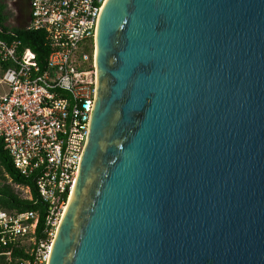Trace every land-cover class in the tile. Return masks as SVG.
<instances>
[{
  "label": "water",
  "instance_id": "obj_1",
  "mask_svg": "<svg viewBox=\"0 0 264 264\" xmlns=\"http://www.w3.org/2000/svg\"><path fill=\"white\" fill-rule=\"evenodd\" d=\"M47 264H264V0H108Z\"/></svg>",
  "mask_w": 264,
  "mask_h": 264
},
{
  "label": "built area",
  "instance_id": "obj_2",
  "mask_svg": "<svg viewBox=\"0 0 264 264\" xmlns=\"http://www.w3.org/2000/svg\"><path fill=\"white\" fill-rule=\"evenodd\" d=\"M107 1L31 0V19L22 28L43 32V65L13 39L15 28L0 25V142L48 205L47 239L40 242L37 213L0 210V246L33 239L26 251L34 264H47L77 182L98 84L95 37ZM5 255L10 260L11 252Z\"/></svg>",
  "mask_w": 264,
  "mask_h": 264
},
{
  "label": "trees",
  "instance_id": "obj_3",
  "mask_svg": "<svg viewBox=\"0 0 264 264\" xmlns=\"http://www.w3.org/2000/svg\"><path fill=\"white\" fill-rule=\"evenodd\" d=\"M8 1L0 0V25L4 26L8 19ZM8 30V28H7ZM13 39L22 42L23 48L32 49L38 56V61L45 64L48 50L45 47L44 34L40 31H28L24 28L13 29ZM8 181H11L10 183ZM14 186L29 187L32 198H25L16 191ZM0 210L9 212H35L38 214L36 239L38 242L47 239L46 222L48 205L44 202L35 183L31 178L23 176L15 167L14 162L4 145L0 142ZM11 252L10 260L5 255ZM33 259L24 247L14 244L0 246V264H22Z\"/></svg>",
  "mask_w": 264,
  "mask_h": 264
},
{
  "label": "rangeland",
  "instance_id": "obj_4",
  "mask_svg": "<svg viewBox=\"0 0 264 264\" xmlns=\"http://www.w3.org/2000/svg\"><path fill=\"white\" fill-rule=\"evenodd\" d=\"M8 19H7V25H9L11 28H16V24L14 25V21H17V18L16 17V13L14 12V8L12 6H10V1H8ZM28 23V21H21L20 23V27L19 28H22V27H25L26 24ZM9 183L11 181H8ZM14 188L16 189L17 192H19L23 197L25 198H30L31 197V194L30 192L28 191L27 188L25 187H20V186H14ZM34 245V240L33 239H26L22 246L26 249V250H31L32 249V246Z\"/></svg>",
  "mask_w": 264,
  "mask_h": 264
},
{
  "label": "flooded vegetation",
  "instance_id": "obj_5",
  "mask_svg": "<svg viewBox=\"0 0 264 264\" xmlns=\"http://www.w3.org/2000/svg\"><path fill=\"white\" fill-rule=\"evenodd\" d=\"M10 6L14 8L18 23L30 21L31 19V0H10Z\"/></svg>",
  "mask_w": 264,
  "mask_h": 264
},
{
  "label": "bare ground",
  "instance_id": "obj_6",
  "mask_svg": "<svg viewBox=\"0 0 264 264\" xmlns=\"http://www.w3.org/2000/svg\"><path fill=\"white\" fill-rule=\"evenodd\" d=\"M72 195H73V193H72ZM71 198H72V196H71ZM66 210H67V208H66Z\"/></svg>",
  "mask_w": 264,
  "mask_h": 264
}]
</instances>
